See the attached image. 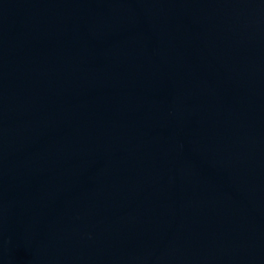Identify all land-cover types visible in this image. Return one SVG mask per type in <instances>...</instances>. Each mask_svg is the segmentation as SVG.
I'll list each match as a JSON object with an SVG mask.
<instances>
[{"label": "water", "instance_id": "obj_1", "mask_svg": "<svg viewBox=\"0 0 264 264\" xmlns=\"http://www.w3.org/2000/svg\"><path fill=\"white\" fill-rule=\"evenodd\" d=\"M0 264H264V0H0Z\"/></svg>", "mask_w": 264, "mask_h": 264}]
</instances>
